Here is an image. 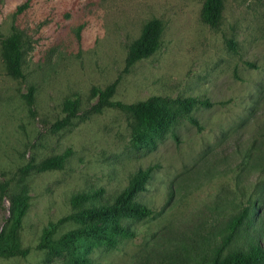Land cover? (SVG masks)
<instances>
[{
	"label": "rangeland",
	"instance_id": "1",
	"mask_svg": "<svg viewBox=\"0 0 264 264\" xmlns=\"http://www.w3.org/2000/svg\"><path fill=\"white\" fill-rule=\"evenodd\" d=\"M24 1L0 0V37L17 32L23 74H7L0 46V233L11 240L10 201L25 192L14 237L26 253L0 256V264H66L70 251L90 264H211L219 248L243 247L244 232L230 235L227 224L245 206L247 231L264 242V0H221L214 26L201 20L202 0H30L17 11ZM152 18L162 27L158 48L125 68L129 45ZM112 83L110 99L122 103L193 96L209 104L137 142L140 128L126 113L90 110L91 88ZM74 96L75 116L55 128ZM66 148L61 169L31 166ZM145 169L136 200L152 213L121 219L133 238L105 247L86 237L60 255L36 246L48 223L72 211L73 194L101 189L91 201L110 202ZM78 226L64 222L53 238Z\"/></svg>",
	"mask_w": 264,
	"mask_h": 264
},
{
	"label": "trees",
	"instance_id": "2",
	"mask_svg": "<svg viewBox=\"0 0 264 264\" xmlns=\"http://www.w3.org/2000/svg\"><path fill=\"white\" fill-rule=\"evenodd\" d=\"M30 0H25L17 8L20 11L27 6ZM221 0H202L200 8L201 20L214 26L221 17ZM161 23L158 19L152 18L144 23L139 36L129 45L124 59L125 68L131 66L138 60L151 55L159 46L161 34ZM230 48L235 45L232 40H227ZM0 46L5 70L8 75L14 78H22L21 72V50L17 32L12 29L7 37H0ZM250 65V63H247ZM114 90V83L105 88L92 87L91 95L95 97V102L90 106L93 112H99L103 107H115L126 113L140 129L134 134L137 142H142L150 133H161L167 130L178 114H185L194 105L206 106L209 102L206 99H199L193 96L186 97H159L152 96L145 100L132 103H122L110 99ZM24 99L30 107L33 105V87L28 86L23 94ZM78 98H66L62 103L64 116L53 123L55 128H61L68 123L69 119L77 112ZM187 120L196 125L197 121L190 115ZM70 155V149L66 148L61 153L48 156L31 166L36 171H46L50 169H61L65 160ZM149 176V169L138 170L131 175L125 188H123L110 202L96 204L91 201L92 196L99 195L102 190L96 189L88 192H77L69 198L71 212L58 218L54 223H48L42 230L40 242L36 245L40 249L55 255L62 254L63 248L69 244H80L86 237H91L105 247H113L121 238H133L134 231L129 225L121 222L123 218L141 219L152 213V209L136 200L139 192L145 189V181ZM27 195L25 192L11 199L10 211L7 221L10 224L9 235L11 240L6 241L8 233H0V256L24 255L26 249L19 248L15 242L14 232L20 223L28 207ZM86 205H82L84 202ZM90 201V202H89ZM252 215V208L245 206L238 216L230 220L227 224L230 235L238 234L241 230L243 247L234 249L222 254L219 248L211 261V264H264V242L255 243L247 231V225ZM72 221L78 224V228L62 233L58 238H53L58 225ZM102 222V223H101ZM66 250V249H65ZM66 264H90V259L86 254L78 255L70 251Z\"/></svg>",
	"mask_w": 264,
	"mask_h": 264
}]
</instances>
